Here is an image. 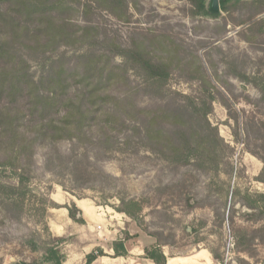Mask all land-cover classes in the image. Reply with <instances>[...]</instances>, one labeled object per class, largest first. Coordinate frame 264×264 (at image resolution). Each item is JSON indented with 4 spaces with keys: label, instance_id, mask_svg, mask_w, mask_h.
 Returning a JSON list of instances; mask_svg holds the SVG:
<instances>
[{
    "label": "rangeland",
    "instance_id": "obj_1",
    "mask_svg": "<svg viewBox=\"0 0 264 264\" xmlns=\"http://www.w3.org/2000/svg\"><path fill=\"white\" fill-rule=\"evenodd\" d=\"M240 3L234 0L230 12L221 13L218 19L194 17L187 0H138L136 8L130 5L129 22L105 12L89 17L95 33L108 40L93 49L107 59L115 55L114 64L128 69L140 107H156L171 99L184 105L178 95L197 97L203 92L199 79L208 80V92L215 98L208 121L222 142L209 158L204 156L203 166L175 162L153 152L145 142L119 143L96 162L115 181L98 176L88 181V188H76L69 178L45 171L39 154L24 210L10 206L5 187L17 180L9 170L0 169V264H52L46 260L48 247H58L62 256L79 251L71 245L72 237L64 250V239L55 237L48 226L50 211L61 208L52 200L56 188L118 214H122L117 210L122 199L142 202L141 221L138 226L131 222L130 229L135 228L137 237L160 234L169 243L163 248L168 256L205 249L219 254L225 264H239V260L264 264V244L255 242L254 258L236 244L240 233L252 236L264 225V217L253 223L258 217L245 206L264 194V35L256 41L244 40L249 32L238 24L246 22L250 9H240ZM74 21L84 26L87 18L79 14ZM135 44L146 48L155 61L172 66L169 84L161 92L145 85L131 62L116 55L114 45L130 50ZM87 50L64 47L59 53L70 57ZM30 64L38 76L42 66ZM122 91L121 87L114 89L116 94ZM193 126L209 133L202 122ZM69 148V143L62 146L63 151Z\"/></svg>",
    "mask_w": 264,
    "mask_h": 264
},
{
    "label": "trees",
    "instance_id": "obj_2",
    "mask_svg": "<svg viewBox=\"0 0 264 264\" xmlns=\"http://www.w3.org/2000/svg\"><path fill=\"white\" fill-rule=\"evenodd\" d=\"M187 1L194 17L210 16L206 11L208 0ZM233 1L220 0L222 13L230 12ZM238 1L240 9H250L246 22L238 24L249 32L244 40L256 41L264 35V0ZM130 5L136 8L138 0H0V169L9 170L17 180L5 187L14 209L25 208L27 186L37 169L39 154L43 156L45 171L69 178L76 188H88L91 178L113 179L96 162L101 154L106 158L119 143L128 146L134 141L145 142L153 152L165 154L175 162L203 166L204 156L209 158L222 142L208 121L215 100L208 92V80L199 79L203 92L197 97L178 95L184 105L171 99L156 107L142 108L128 69L114 64L115 55L107 59L93 49L108 40L95 33L89 17L105 12L118 21L129 22ZM79 14L87 18L84 26L74 21ZM64 47L88 50L69 57L65 52L59 53ZM114 47L116 55L127 58L141 74L145 85L160 92L168 86L172 74L168 62L155 61L140 44L130 50ZM31 61L42 66L38 76L31 72ZM119 87L123 91L114 93ZM201 122L209 133L194 128L193 124ZM65 143L70 144L67 151L62 150ZM262 177L264 183V170ZM245 206L252 216L258 217L252 222H261L264 194ZM66 209L70 218L76 220L77 207ZM117 210L138 226L144 209L136 199H122ZM78 222L83 224L82 220ZM148 236L156 241L145 246L146 259L166 264L162 247L169 243L160 234ZM133 237L125 234L123 240L112 244L115 257L128 255L125 242ZM257 241L264 244V225L252 236L240 233L236 237L237 248L252 258ZM210 253L214 261L225 264L219 254ZM100 256H104L102 250L89 254L85 264H93ZM46 260L63 264L58 247L46 249ZM239 264L249 263L239 260Z\"/></svg>",
    "mask_w": 264,
    "mask_h": 264
},
{
    "label": "crops",
    "instance_id": "obj_3",
    "mask_svg": "<svg viewBox=\"0 0 264 264\" xmlns=\"http://www.w3.org/2000/svg\"><path fill=\"white\" fill-rule=\"evenodd\" d=\"M56 196L59 199H56ZM52 200L61 208L50 211L48 220L50 231L59 239H64V250L68 247V238L72 237V244L79 251L71 254H63V264H85L89 254L97 252L99 248L104 250L107 256L98 257L93 264H154L146 259L145 246L154 244L155 239L145 235L133 237L136 235L135 228L125 214H118L109 209L96 207L92 202L86 200H76L73 196L64 193L56 188L52 195ZM75 205L81 213V220H73L69 216L66 207ZM130 233L133 237L125 242L128 255L126 257H115L112 244L123 240L125 233ZM101 236V238H100ZM67 240V241H65ZM101 240V241H100ZM70 245V244H69ZM166 246H163L164 248ZM166 256V264H220L214 261L212 254L205 249L197 250L191 255L185 256Z\"/></svg>",
    "mask_w": 264,
    "mask_h": 264
},
{
    "label": "water",
    "instance_id": "obj_4",
    "mask_svg": "<svg viewBox=\"0 0 264 264\" xmlns=\"http://www.w3.org/2000/svg\"><path fill=\"white\" fill-rule=\"evenodd\" d=\"M206 11L211 17L217 18L222 13L220 0H208ZM80 218H81V213L78 211L76 215V219L79 220ZM15 264H19V263H15Z\"/></svg>",
    "mask_w": 264,
    "mask_h": 264
},
{
    "label": "bare ground",
    "instance_id": "obj_5",
    "mask_svg": "<svg viewBox=\"0 0 264 264\" xmlns=\"http://www.w3.org/2000/svg\"><path fill=\"white\" fill-rule=\"evenodd\" d=\"M172 263H173V262H172ZM172 263H171V264H172Z\"/></svg>",
    "mask_w": 264,
    "mask_h": 264
}]
</instances>
